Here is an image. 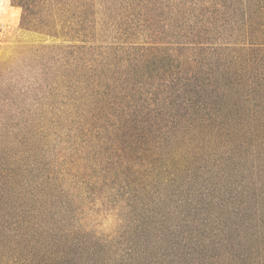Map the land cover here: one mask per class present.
Wrapping results in <instances>:
<instances>
[{
  "label": "trees",
  "instance_id": "16d2710c",
  "mask_svg": "<svg viewBox=\"0 0 264 264\" xmlns=\"http://www.w3.org/2000/svg\"><path fill=\"white\" fill-rule=\"evenodd\" d=\"M18 2L74 43L42 48L75 102L60 169L0 151V264H264V0H196L178 40L129 47L84 44L88 0ZM102 193L97 236L77 210Z\"/></svg>",
  "mask_w": 264,
  "mask_h": 264
},
{
  "label": "rangeland",
  "instance_id": "374dc122",
  "mask_svg": "<svg viewBox=\"0 0 264 264\" xmlns=\"http://www.w3.org/2000/svg\"><path fill=\"white\" fill-rule=\"evenodd\" d=\"M194 1L88 0L92 28L84 44L129 47L174 42L189 23V11L184 10ZM44 16L39 12L31 16L35 21H26L18 0H0V151L18 152L24 141L35 140L41 162L50 161L60 169L61 151H70L66 140L71 127L60 107L75 101L68 100L70 90L59 84L67 60L63 50L42 46L74 43L38 28ZM72 182L66 179V188ZM107 194L87 197L77 210L78 221L92 235L109 234L119 224Z\"/></svg>",
  "mask_w": 264,
  "mask_h": 264
}]
</instances>
